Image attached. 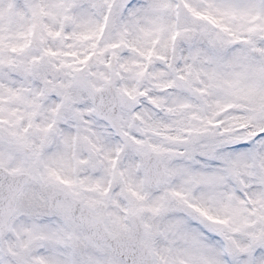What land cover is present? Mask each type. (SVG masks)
I'll return each mask as SVG.
<instances>
[{
  "label": "snow or ice",
  "instance_id": "1",
  "mask_svg": "<svg viewBox=\"0 0 264 264\" xmlns=\"http://www.w3.org/2000/svg\"><path fill=\"white\" fill-rule=\"evenodd\" d=\"M0 264H264V0H0Z\"/></svg>",
  "mask_w": 264,
  "mask_h": 264
}]
</instances>
